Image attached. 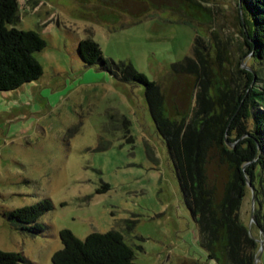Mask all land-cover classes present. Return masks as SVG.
Here are the masks:
<instances>
[{
    "label": "rangeland",
    "instance_id": "374dc122",
    "mask_svg": "<svg viewBox=\"0 0 264 264\" xmlns=\"http://www.w3.org/2000/svg\"><path fill=\"white\" fill-rule=\"evenodd\" d=\"M18 1L16 27L37 32L47 47L35 54L44 69L38 81L0 92V250L22 253L30 264H52L63 247L61 230L81 239L117 230L135 250L136 264H217L205 253L181 198L145 86L86 67L77 48L91 38L106 59L128 62L156 82L165 117L178 125L172 132L178 130L181 144L193 142L190 124L196 112L226 118L231 108L228 95L217 97L216 82L209 83L198 59L197 70L172 71L174 62L193 56L197 30L209 46L201 49L204 55L215 60L220 54V77L230 87L244 82L238 63L260 68L264 76V66L243 56L237 1L196 0L209 7L213 22L194 21V26L177 22L185 19L178 0ZM212 155L210 179L227 177L228 164L220 165L216 151ZM105 184L110 189L99 193ZM245 188L238 214L259 242L258 206L255 202L253 209L252 189ZM44 199L54 209L39 221L42 235L32 236L8 221L7 212ZM257 264H264V248Z\"/></svg>",
    "mask_w": 264,
    "mask_h": 264
},
{
    "label": "trees",
    "instance_id": "16d2710c",
    "mask_svg": "<svg viewBox=\"0 0 264 264\" xmlns=\"http://www.w3.org/2000/svg\"><path fill=\"white\" fill-rule=\"evenodd\" d=\"M178 1L184 6L185 19H178L177 22L187 26H194L196 21L200 24L213 22L207 5L196 0ZM236 1L238 26L245 47L243 56H250L253 64L264 66V0ZM18 11V0H0L2 93L14 92L38 81L44 74L35 54L47 47L46 41L35 31L16 27ZM196 32L193 56L188 55L183 61L174 62L172 71L187 74L197 70L198 59L209 83L211 79L215 80L217 97L228 95L231 108L226 118L219 113L207 115L205 110L196 112L190 124L196 133L195 139L183 144L178 141V130H171L177 123L164 115V96L156 82L146 78L128 62L116 63L106 59L91 38L82 40L77 51L86 67H98L123 83L145 86L156 132L164 138L168 147V157L174 164L181 198L198 226V239L208 258L217 264H254L260 245L254 234L242 224L238 211L246 195L245 187L250 182L255 188L254 198L258 206V210L254 211V224L264 240V76L260 68L253 71L242 68L238 63L244 82L233 89L228 81L221 80L220 54L215 60L209 54L205 56L201 49L208 43L203 34L199 35V30ZM202 97L201 94L200 99ZM226 142L236 144L228 147ZM215 151L220 165L228 164L229 167L227 177L221 180L216 177L210 179L207 174L212 152L214 156ZM109 189L110 186L105 184L98 192ZM53 209V202L44 199L7 212L6 217L16 229L38 236L44 233L40 219ZM59 236L63 247L54 253L52 264H136L135 250L117 230L94 232L81 239L71 230L63 229ZM30 263L22 253L0 250V264Z\"/></svg>",
    "mask_w": 264,
    "mask_h": 264
},
{
    "label": "water",
    "instance_id": "95a60500",
    "mask_svg": "<svg viewBox=\"0 0 264 264\" xmlns=\"http://www.w3.org/2000/svg\"><path fill=\"white\" fill-rule=\"evenodd\" d=\"M247 185L249 186V188L252 189V192H253V197H252L251 201H252V205H253V209H254V205H255V200H254L255 188H253V186L250 185V182H248ZM252 211L253 210H251V215H252ZM252 217H253V215H252ZM259 242H260V250H258V254H257L258 256H257L256 261H255L254 264H257V263L260 262V260H261V250H263V248H264V240H263V238Z\"/></svg>",
    "mask_w": 264,
    "mask_h": 264
}]
</instances>
